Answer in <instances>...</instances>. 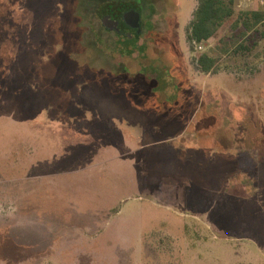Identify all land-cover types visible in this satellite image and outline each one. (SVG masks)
Here are the masks:
<instances>
[{"label":"rangeland","instance_id":"rangeland-1","mask_svg":"<svg viewBox=\"0 0 264 264\" xmlns=\"http://www.w3.org/2000/svg\"><path fill=\"white\" fill-rule=\"evenodd\" d=\"M106 1L0 0V264H264V0L200 52L199 0H136L134 39ZM124 91L171 124L115 118Z\"/></svg>","mask_w":264,"mask_h":264},{"label":"trees","instance_id":"trees-1","mask_svg":"<svg viewBox=\"0 0 264 264\" xmlns=\"http://www.w3.org/2000/svg\"><path fill=\"white\" fill-rule=\"evenodd\" d=\"M138 2L136 0L130 1V2H120V1H113L108 0L104 3H102V6H100V12H105L104 14H109L111 12H114V10H117L114 12V14H119L121 17L124 15H127L130 10L136 9L140 10L141 7L138 6ZM234 13L233 8V0H230L229 3H227L225 0H199L198 8L195 11L194 19L191 23L190 27V33H189V39L191 42H201V41H208L212 39L216 33L219 31V29L224 24L225 20L232 17ZM245 18L242 19L239 17V19H242V26L245 30H252L258 27L259 24L264 22V14L258 11L250 12L251 17H249V14L244 13ZM258 32V41L264 40V29L263 30H257ZM136 44V42H135ZM197 64L200 70L203 73H216L218 70V61L216 58L212 57L209 53H202L198 55L197 58ZM166 69L168 67L166 65L162 66ZM169 76H172L169 74ZM153 77V76H152ZM158 77V75H157ZM174 80V76H172ZM154 78V77H153ZM155 79V78H154ZM158 79V78H157ZM177 81V80H176ZM178 85V84H177ZM179 90V85L177 86ZM193 87L190 88L193 92ZM182 90L185 89L184 84L180 87ZM195 88V87H194ZM177 90V91H178ZM187 91V90H186ZM117 94H115L116 96ZM185 95V94H184ZM191 95V94H190ZM193 95V94H192ZM128 92L124 91L122 96H117L114 99V102L112 104V109L121 112L122 114H114L115 118L119 119H126L129 124L145 127V125H152V129L155 130L157 133H162L165 131L164 124L165 121L170 118L171 114H163L162 110H160V113L162 114H142V110L140 109V105L136 104L132 101V96L130 98L128 97ZM193 96H190V101L193 102ZM189 101V102H190ZM135 102H138L135 100ZM155 110V109H154ZM147 116V117H146ZM147 120H150L149 122ZM134 122V123H133ZM167 124H171L170 119H168ZM172 124L174 125V129L181 130V132L185 131L186 129H183V127L187 125L186 122L183 120V118L176 119L173 121L171 120ZM184 124L182 128H180L181 124ZM164 123V124H163ZM170 129H172V126H169ZM180 133V132H179Z\"/></svg>","mask_w":264,"mask_h":264},{"label":"flooded vegetation","instance_id":"flooded-vegetation-1","mask_svg":"<svg viewBox=\"0 0 264 264\" xmlns=\"http://www.w3.org/2000/svg\"><path fill=\"white\" fill-rule=\"evenodd\" d=\"M130 13H131V11L127 14V15H124V16H120L119 14H112V16H104V17H109V20H107V23L109 24V25H111L112 27V29L113 30H115L116 32H120V33H126L127 32V34H129L128 36H130V39H134V36L136 35L137 37L138 36H140L141 35V33H142V24H143V21L141 20L140 21V24H141V31H140V33L138 34L137 33V31H138V29H135V28H132V27H130L126 22H125V18L128 16V15H130ZM118 17V18H117ZM129 20V22H130V24H133V20L130 18V19H128ZM105 21V20H104ZM123 23L126 25V26H129L128 27V29L131 31V34L128 32V31H126V32H124L123 30V27H124V25H123ZM157 81V80H156Z\"/></svg>","mask_w":264,"mask_h":264},{"label":"crops","instance_id":"crops-1","mask_svg":"<svg viewBox=\"0 0 264 264\" xmlns=\"http://www.w3.org/2000/svg\"><path fill=\"white\" fill-rule=\"evenodd\" d=\"M158 82V81H157ZM253 84V85H252ZM250 88H252V90H251V92H249V94H248V99L250 100L249 101V103H253L252 105H253V107L252 106H250L249 108V112L250 113H252L253 114V108H254V105H257L256 104V102H257V91H258V88L256 87L258 84H257V82H255V81H253V80H251L250 81ZM158 86H159V84H158ZM178 86V85H177ZM237 88H238V85H237ZM243 93H244V91H243ZM242 93V91H240V95H239V97H240V101H239V103H241V102H244V98H245V96H243L244 94ZM246 101H248V100H246ZM247 103V102H246ZM256 111H257V108H256ZM247 112V111H246ZM247 114H249L248 112H247ZM254 114H256L255 113V111H254ZM257 114H258V112H257ZM137 128V127H136ZM139 129V128H138ZM200 149H202L201 147H199V146H197V148L196 149H194V148H189V150L191 151L192 150V152H194V151H196V150H199L200 151ZM194 150V151H193Z\"/></svg>","mask_w":264,"mask_h":264},{"label":"water","instance_id":"water-1","mask_svg":"<svg viewBox=\"0 0 264 264\" xmlns=\"http://www.w3.org/2000/svg\"><path fill=\"white\" fill-rule=\"evenodd\" d=\"M132 19L133 20V24H130V22H129V20L128 19ZM140 21H141V14L139 13V12H137V11H135V12H131L130 13V15H128L126 18H125V22L130 26V27H132V28H135V29H138V31H137V33L139 34L140 33V31H141V24H140ZM105 24L107 25V26H110V27H112L111 25H109L108 23H107V20H105Z\"/></svg>","mask_w":264,"mask_h":264},{"label":"built area","instance_id":"built-area-1","mask_svg":"<svg viewBox=\"0 0 264 264\" xmlns=\"http://www.w3.org/2000/svg\"><path fill=\"white\" fill-rule=\"evenodd\" d=\"M194 45H196V50H198L199 52L205 48L204 41L194 42Z\"/></svg>","mask_w":264,"mask_h":264}]
</instances>
